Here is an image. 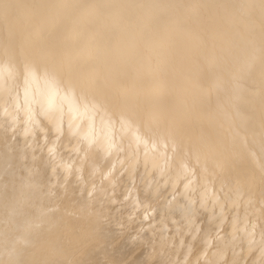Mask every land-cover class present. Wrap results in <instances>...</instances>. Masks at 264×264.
<instances>
[{"label":"bare ground","instance_id":"1","mask_svg":"<svg viewBox=\"0 0 264 264\" xmlns=\"http://www.w3.org/2000/svg\"><path fill=\"white\" fill-rule=\"evenodd\" d=\"M261 2L0 0V260L264 264Z\"/></svg>","mask_w":264,"mask_h":264},{"label":"snow or ice","instance_id":"2","mask_svg":"<svg viewBox=\"0 0 264 264\" xmlns=\"http://www.w3.org/2000/svg\"><path fill=\"white\" fill-rule=\"evenodd\" d=\"M22 7L26 8L27 6H22ZM261 9H262V11H264V0H262V2H261ZM7 15H8V13L6 11L3 14V16H0V18L6 19ZM40 65L43 68V76H41L40 74H38L34 70L33 71H28L26 76H25L26 84L30 83V82H35V81H37L38 79H41V78H46L50 73L57 74V73H61L62 72V69L52 60H43V61L40 62ZM69 79H72L71 73H69ZM109 82H111V78H108L105 81L106 84L109 83ZM45 83L47 84L49 91L52 94H55V91H56V82H55V80L54 79H45ZM94 94L99 96L100 100L103 103L108 104V105H112L115 108L116 111H122V112L123 111H130V109L127 107V104H126V97H125L124 103L121 106L116 107L113 104V101H112L111 97L106 95L103 91H98V92H96ZM57 130L58 131L60 130L59 126H58ZM29 131H30V128L26 127L25 128V134H27ZM89 195H91V193H89Z\"/></svg>","mask_w":264,"mask_h":264},{"label":"clouds","instance_id":"3","mask_svg":"<svg viewBox=\"0 0 264 264\" xmlns=\"http://www.w3.org/2000/svg\"><path fill=\"white\" fill-rule=\"evenodd\" d=\"M248 251L250 253L252 251V248L250 247L248 249ZM261 254L264 255V250H262V253ZM0 264H15V262H13V261H7V260H0Z\"/></svg>","mask_w":264,"mask_h":264}]
</instances>
